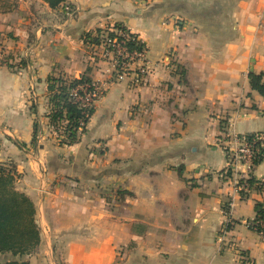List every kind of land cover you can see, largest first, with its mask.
Masks as SVG:
<instances>
[{"label": "crops", "instance_id": "obj_1", "mask_svg": "<svg viewBox=\"0 0 264 264\" xmlns=\"http://www.w3.org/2000/svg\"><path fill=\"white\" fill-rule=\"evenodd\" d=\"M8 4L0 55L23 62H0V166L35 207L29 260L264 264V240L248 226L264 203V159L244 193L227 170L231 134L264 135V100L248 84L264 74V0ZM115 25L145 46L141 84L115 81L101 45L85 42ZM50 77L104 88L76 145H60L49 125Z\"/></svg>", "mask_w": 264, "mask_h": 264}, {"label": "trees", "instance_id": "obj_2", "mask_svg": "<svg viewBox=\"0 0 264 264\" xmlns=\"http://www.w3.org/2000/svg\"><path fill=\"white\" fill-rule=\"evenodd\" d=\"M48 5L50 9H56L61 6L65 0H41ZM114 29L129 33L121 25H115ZM98 35L100 31H97ZM106 38H112L114 35L108 31ZM130 37L137 39V36L130 34ZM103 37L91 38L85 37V42L100 46ZM129 49H140L145 47L140 41L133 40L127 43ZM91 79L82 77L79 80H65L63 78L47 79L48 104L50 112L48 115L49 125L55 134L56 140L60 145L73 146L79 143L80 137L84 132L94 107L85 111L72 101L71 91L79 87L89 86ZM248 84L252 91L256 92L264 100V74H248ZM36 135V126L33 136ZM251 136H247L250 139ZM264 159L262 151L259 159L255 160L254 166H257ZM249 189L255 186L256 182L252 177L248 178ZM256 189H259L256 187ZM255 217L248 223L250 229L252 224L259 220H264V203H256L254 206ZM35 207L32 201L23 193L18 192L14 187V175L8 170L0 167V255H11L14 260L5 264H29L22 259L23 256L31 254L38 249L40 244V230L35 220ZM253 230V229H252ZM260 228L255 232L259 234Z\"/></svg>", "mask_w": 264, "mask_h": 264}, {"label": "built area", "instance_id": "obj_3", "mask_svg": "<svg viewBox=\"0 0 264 264\" xmlns=\"http://www.w3.org/2000/svg\"><path fill=\"white\" fill-rule=\"evenodd\" d=\"M113 33L112 38L104 36L101 47L103 49V57L109 59L115 81H122L125 78L132 76L131 82L134 84H141L142 80L148 75V68L146 66V49H129L127 43L133 40L130 37V32L126 33L122 30L110 29ZM104 88L97 82H92L89 86L79 87L71 91V98L80 109L85 111L94 107V103L102 98ZM232 148L231 155L227 162V170L230 173V180L233 184L235 193H244L249 190L246 177L244 175L249 173L254 168L255 160L259 159L264 151V135H254L250 139L246 137H238L231 134ZM243 169V170H242ZM232 204H229L231 209ZM252 229L255 231L260 228L258 235L264 240V220L256 221L252 224Z\"/></svg>", "mask_w": 264, "mask_h": 264}, {"label": "rangeland", "instance_id": "obj_4", "mask_svg": "<svg viewBox=\"0 0 264 264\" xmlns=\"http://www.w3.org/2000/svg\"><path fill=\"white\" fill-rule=\"evenodd\" d=\"M16 2H18V0H14V1H12V0H9V4H8V6L7 7H4V8H6L7 10H9V12H11V11H15L16 9H17V4H16ZM3 52H5V54H3V55H0V62L1 63H6V64H9V63H16V64H20L21 65V63L23 62V61H21V62H19V61H17V57L15 58V56H12V54H8L7 52V50H3ZM32 105H34L33 104V102H32ZM1 167V166H0ZM6 170H8L12 175H14V183L16 182V174H15V171L13 170V168L12 169H6ZM14 187H16L15 185H14ZM37 250L38 249H36L35 251H33L31 254H29V255H27V256H23L22 258H18V259H22V260H24V261H28V263L29 264H36V263H34L33 262V260L31 261V260H29V259H31L30 257L32 256V255H34L36 252H37ZM11 256V255H10ZM30 256V257H29ZM12 257V256H11ZM12 260H14L13 259V257H12ZM11 260V261H12Z\"/></svg>", "mask_w": 264, "mask_h": 264}]
</instances>
